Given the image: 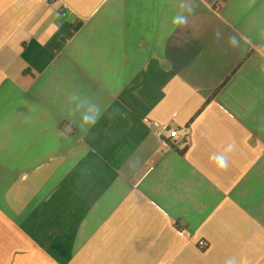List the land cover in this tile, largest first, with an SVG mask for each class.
<instances>
[{
	"label": "crops",
	"instance_id": "crops-1",
	"mask_svg": "<svg viewBox=\"0 0 264 264\" xmlns=\"http://www.w3.org/2000/svg\"><path fill=\"white\" fill-rule=\"evenodd\" d=\"M0 264H264V0H0Z\"/></svg>",
	"mask_w": 264,
	"mask_h": 264
},
{
	"label": "built area",
	"instance_id": "built-area-1",
	"mask_svg": "<svg viewBox=\"0 0 264 264\" xmlns=\"http://www.w3.org/2000/svg\"><path fill=\"white\" fill-rule=\"evenodd\" d=\"M152 130L162 141L176 140L178 136V131L176 129L170 128L165 124H159L157 122L152 123Z\"/></svg>",
	"mask_w": 264,
	"mask_h": 264
},
{
	"label": "trees",
	"instance_id": "trees-1",
	"mask_svg": "<svg viewBox=\"0 0 264 264\" xmlns=\"http://www.w3.org/2000/svg\"><path fill=\"white\" fill-rule=\"evenodd\" d=\"M185 138L183 140H181L179 143H177V141L175 140H167L165 141L166 144H168L170 147L174 148L176 151L182 153L183 151H185L186 148L182 149V150H179L178 149V144H185Z\"/></svg>",
	"mask_w": 264,
	"mask_h": 264
}]
</instances>
